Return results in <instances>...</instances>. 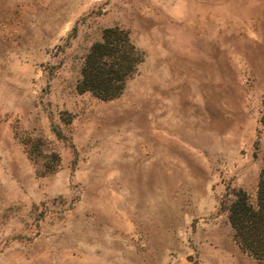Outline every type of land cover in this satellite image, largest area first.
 Returning <instances> with one entry per match:
<instances>
[{
  "label": "rangeland",
  "instance_id": "obj_1",
  "mask_svg": "<svg viewBox=\"0 0 264 264\" xmlns=\"http://www.w3.org/2000/svg\"><path fill=\"white\" fill-rule=\"evenodd\" d=\"M142 61L77 89L107 28ZM264 166V0H0V264H264L225 197Z\"/></svg>",
  "mask_w": 264,
  "mask_h": 264
},
{
  "label": "trees",
  "instance_id": "obj_2",
  "mask_svg": "<svg viewBox=\"0 0 264 264\" xmlns=\"http://www.w3.org/2000/svg\"><path fill=\"white\" fill-rule=\"evenodd\" d=\"M142 61L130 34L120 27L107 28L84 59L77 89L103 101L118 98ZM225 197L224 208L234 237L249 255L264 261V166L259 175L256 202L243 189Z\"/></svg>",
  "mask_w": 264,
  "mask_h": 264
}]
</instances>
